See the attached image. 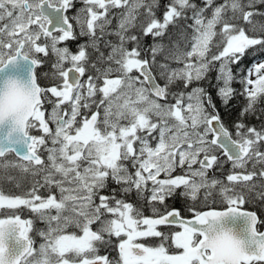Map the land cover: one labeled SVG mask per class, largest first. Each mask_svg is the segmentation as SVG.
Masks as SVG:
<instances>
[{"label": "snow or ice", "instance_id": "obj_1", "mask_svg": "<svg viewBox=\"0 0 264 264\" xmlns=\"http://www.w3.org/2000/svg\"><path fill=\"white\" fill-rule=\"evenodd\" d=\"M79 2L0 0V264H264V0Z\"/></svg>", "mask_w": 264, "mask_h": 264}, {"label": "trees", "instance_id": "obj_2", "mask_svg": "<svg viewBox=\"0 0 264 264\" xmlns=\"http://www.w3.org/2000/svg\"><path fill=\"white\" fill-rule=\"evenodd\" d=\"M148 43L151 42L150 38L148 39L147 41ZM262 59L264 57H261ZM251 62V57H249L248 60L245 61L246 64H250ZM234 87H236L237 89H239V84H235ZM218 106H220L221 108V111L222 113L224 114V119L226 121L228 120H234L237 118L238 116V113H239V109L243 106V104L245 103L244 101V98L243 97H236L235 99H233L231 102H230V105L227 109H225L222 105H220V102L219 100L216 101ZM258 108H264V102H261V104L258 105ZM257 116H259V112H257V114L255 116H249L247 118V122L249 124H252V125H257L259 126L260 123H261V120L260 119H257ZM10 186V185H9Z\"/></svg>", "mask_w": 264, "mask_h": 264}, {"label": "flooded vegetation", "instance_id": "obj_3", "mask_svg": "<svg viewBox=\"0 0 264 264\" xmlns=\"http://www.w3.org/2000/svg\"><path fill=\"white\" fill-rule=\"evenodd\" d=\"M225 167L227 169L228 166L226 165ZM25 186H27V185H25ZM10 187H11V185L10 186L9 185H6V188H10ZM177 205L179 206V202H177ZM252 210L257 211L258 215H260L261 218L264 219V208H262L261 206L260 207L254 206L252 208ZM113 255H115V253H113Z\"/></svg>", "mask_w": 264, "mask_h": 264}, {"label": "rangeland", "instance_id": "obj_4", "mask_svg": "<svg viewBox=\"0 0 264 264\" xmlns=\"http://www.w3.org/2000/svg\"><path fill=\"white\" fill-rule=\"evenodd\" d=\"M76 6H77V8L81 6L79 0H76ZM70 14H71V13H70ZM78 42H81V41H75V42H71V43H70L69 46L72 48L73 51L76 50V44H77ZM263 59H264V58H263ZM10 158H12V157H10ZM255 206H256V207H260L259 204L255 205Z\"/></svg>", "mask_w": 264, "mask_h": 264}]
</instances>
